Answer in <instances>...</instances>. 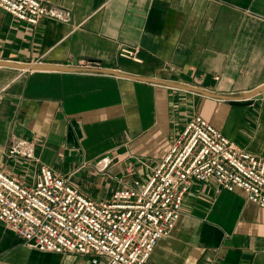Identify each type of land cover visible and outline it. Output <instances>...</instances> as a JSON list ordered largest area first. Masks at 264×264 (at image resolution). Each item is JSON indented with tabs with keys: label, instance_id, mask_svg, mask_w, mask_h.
<instances>
[{
	"label": "crops",
	"instance_id": "crops-1",
	"mask_svg": "<svg viewBox=\"0 0 264 264\" xmlns=\"http://www.w3.org/2000/svg\"><path fill=\"white\" fill-rule=\"evenodd\" d=\"M50 3L69 10L70 20L47 18L33 25L0 7V60L78 62L81 69L0 65V167L26 180L23 168L4 156L12 136L25 137L40 163L103 200L159 165L195 113L264 155V92L251 105H234L140 79L234 96L264 86V0ZM122 48L136 58L122 55ZM105 156L113 163L101 172L96 163ZM92 259L29 248L0 220V264H95ZM146 264H264V208L241 188L197 183L175 228Z\"/></svg>",
	"mask_w": 264,
	"mask_h": 264
},
{
	"label": "built area",
	"instance_id": "built-area-1",
	"mask_svg": "<svg viewBox=\"0 0 264 264\" xmlns=\"http://www.w3.org/2000/svg\"><path fill=\"white\" fill-rule=\"evenodd\" d=\"M0 7L33 25L71 18L50 0H0ZM121 54L135 57L126 48ZM4 156L23 168L26 180L0 167V220L29 248L90 255L95 264L101 259L146 264L159 240L175 228L197 183L241 188L264 208V155L248 151L199 113L187 120L159 165L103 200L83 194L68 177L40 163L28 138L12 136ZM112 163L105 156L96 166L104 172Z\"/></svg>",
	"mask_w": 264,
	"mask_h": 264
},
{
	"label": "water",
	"instance_id": "water-1",
	"mask_svg": "<svg viewBox=\"0 0 264 264\" xmlns=\"http://www.w3.org/2000/svg\"><path fill=\"white\" fill-rule=\"evenodd\" d=\"M0 65H7V66L26 68V69H34V68H48V69H58V70H79V69H81L77 66L78 62H75L74 66H56V65H51V64L39 63V62L21 64V63H15V62H10V61L0 60ZM95 70L101 71V72L123 74L122 72H119V71L113 70V69H109V68H96ZM136 77H138V76H136ZM140 79H144V80H147L150 82L169 84V85H173L176 87L197 91L199 93H203V94H206L208 96L228 100L231 104H234V105H251L255 102V100L262 98L263 92H264V86H262L258 89L253 90L252 92H249L248 94H245L244 96H234V95L215 93V92H211L209 90H205L202 88H197V87H192V86H184L181 84H177L174 82H170V81H166V80H162V79H157V78L141 77Z\"/></svg>",
	"mask_w": 264,
	"mask_h": 264
}]
</instances>
